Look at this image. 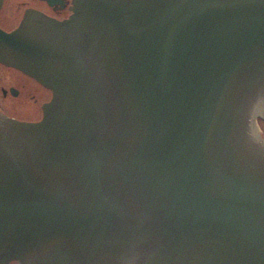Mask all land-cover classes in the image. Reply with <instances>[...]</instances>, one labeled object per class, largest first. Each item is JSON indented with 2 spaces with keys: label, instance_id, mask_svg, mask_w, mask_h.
<instances>
[{
  "label": "water",
  "instance_id": "water-1",
  "mask_svg": "<svg viewBox=\"0 0 264 264\" xmlns=\"http://www.w3.org/2000/svg\"><path fill=\"white\" fill-rule=\"evenodd\" d=\"M0 62L51 91L0 112V264H264V0L27 12Z\"/></svg>",
  "mask_w": 264,
  "mask_h": 264
},
{
  "label": "flooded vegetation",
  "instance_id": "flooded-vegetation-1",
  "mask_svg": "<svg viewBox=\"0 0 264 264\" xmlns=\"http://www.w3.org/2000/svg\"><path fill=\"white\" fill-rule=\"evenodd\" d=\"M79 0H1L0 29H16L27 12L51 21H63ZM51 91L20 69L0 62V112L24 121H38ZM263 121L262 117L257 118Z\"/></svg>",
  "mask_w": 264,
  "mask_h": 264
},
{
  "label": "rangeland",
  "instance_id": "rangeland-1",
  "mask_svg": "<svg viewBox=\"0 0 264 264\" xmlns=\"http://www.w3.org/2000/svg\"><path fill=\"white\" fill-rule=\"evenodd\" d=\"M258 127H259V132H260L262 138H264V122L258 121Z\"/></svg>",
  "mask_w": 264,
  "mask_h": 264
},
{
  "label": "bare ground",
  "instance_id": "bare-ground-1",
  "mask_svg": "<svg viewBox=\"0 0 264 264\" xmlns=\"http://www.w3.org/2000/svg\"><path fill=\"white\" fill-rule=\"evenodd\" d=\"M256 115H261V114H255V116H256ZM256 125H257V124H256ZM257 128H258V130H259V127H258V125H257Z\"/></svg>",
  "mask_w": 264,
  "mask_h": 264
}]
</instances>
